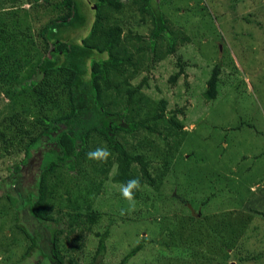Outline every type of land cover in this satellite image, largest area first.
<instances>
[{
  "label": "rangeland",
  "instance_id": "374dc122",
  "mask_svg": "<svg viewBox=\"0 0 264 264\" xmlns=\"http://www.w3.org/2000/svg\"><path fill=\"white\" fill-rule=\"evenodd\" d=\"M133 1L122 0L121 11L112 12L111 21L120 25L123 34L148 40L152 26ZM3 2L6 10L30 9L25 0L14 7L8 0ZM78 2L90 26L94 3ZM156 3L172 36L191 39L176 46V56L188 66L172 86L168 79L177 72L176 56L153 65L146 61L131 84L136 85L150 69L147 94L164 99L167 111L185 109L186 139L169 169L150 170L152 177H159L157 190L142 187L134 204L122 198L118 184L101 190L91 201L97 217L90 230L70 232L68 209L55 203L59 212L53 209L51 214L61 220L56 226L62 231L57 241L61 255L68 264H118L141 242L143 250L128 264H259L239 261L256 255L264 264V0ZM47 19L39 18L33 34ZM89 26L71 38H84ZM215 66L221 69L217 97L207 100V81ZM164 157L152 159L154 166L163 164ZM22 158L14 151L13 157L0 160V182ZM9 204L0 189V264H38L39 260L51 264L44 258L50 252L48 230ZM24 229L39 238L32 261L22 259L32 242L24 237ZM107 230L106 250L93 261L96 235Z\"/></svg>",
  "mask_w": 264,
  "mask_h": 264
},
{
  "label": "trees",
  "instance_id": "16d2710c",
  "mask_svg": "<svg viewBox=\"0 0 264 264\" xmlns=\"http://www.w3.org/2000/svg\"><path fill=\"white\" fill-rule=\"evenodd\" d=\"M8 1L13 7L19 2ZM25 1L29 10H6L0 3V160L13 157L14 151L23 155L9 167L0 189L9 208L24 211L48 230L50 252L44 258L51 264H68L57 245L62 231L56 228L61 220L51 214L53 209L59 212L55 203L68 209L70 232L90 230L97 217L91 201L101 190L132 178L157 190L159 177H152L150 170L169 169L174 153L181 150L186 139L185 109L167 111L164 99L147 94L150 69L136 85L131 81L146 61L156 64L175 57L177 42L191 39L172 36L156 0L133 1L152 26L148 40L123 34L120 25L111 21L112 12L121 11L122 0H91L90 26L78 0H42L44 5L40 0ZM40 17L48 19L33 34ZM87 25L90 30L84 38H71ZM186 66L176 56L177 72L168 79L172 86ZM220 70L215 66L211 71L207 100L217 97ZM97 147H107L113 156L106 163L88 160L86 153ZM159 154L165 161L155 167L152 159ZM140 195L141 190L135 200ZM23 232L32 242L22 259L32 261L39 238L28 229ZM108 234L107 230L96 235L93 261L104 254ZM143 248L138 243L118 264H128ZM260 257L239 261L262 264Z\"/></svg>",
  "mask_w": 264,
  "mask_h": 264
},
{
  "label": "clouds",
  "instance_id": "9594fccd",
  "mask_svg": "<svg viewBox=\"0 0 264 264\" xmlns=\"http://www.w3.org/2000/svg\"><path fill=\"white\" fill-rule=\"evenodd\" d=\"M113 156V153L107 147H97L95 149L89 150L86 153L88 160L106 163L109 158ZM142 188L139 178H132L120 185V194L123 199L129 201L130 203H135V194Z\"/></svg>",
  "mask_w": 264,
  "mask_h": 264
},
{
  "label": "flooded vegetation",
  "instance_id": "af4514ba",
  "mask_svg": "<svg viewBox=\"0 0 264 264\" xmlns=\"http://www.w3.org/2000/svg\"><path fill=\"white\" fill-rule=\"evenodd\" d=\"M88 2H89V0H88Z\"/></svg>",
  "mask_w": 264,
  "mask_h": 264
}]
</instances>
